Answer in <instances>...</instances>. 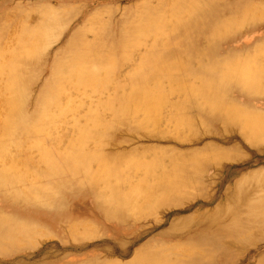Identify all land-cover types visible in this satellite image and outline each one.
I'll use <instances>...</instances> for the list:
<instances>
[{"label": "bare ground", "instance_id": "bare-ground-1", "mask_svg": "<svg viewBox=\"0 0 264 264\" xmlns=\"http://www.w3.org/2000/svg\"><path fill=\"white\" fill-rule=\"evenodd\" d=\"M40 1L0 15V206L10 213L0 212L1 247L16 248L35 224L72 238L89 229L91 217L124 229L145 209L178 202L187 194V174L240 149L239 141L264 152V35L241 37L263 18L251 3L167 0L131 12L93 2ZM237 42L241 46L232 44ZM162 121L175 131H159ZM197 124L205 129L193 138L178 135ZM118 127L138 139L172 134L189 148L128 149L134 137L114 138ZM34 145L37 154L28 150ZM249 163L264 165V154ZM235 187L224 206L191 223L197 244L187 247L182 216L155 226V236L129 260L105 256L126 257L125 243L136 244L148 229L110 231L100 248L104 256L76 264H187L208 245L221 256L232 247L243 250L242 231L252 222L264 225V170L239 178ZM76 196L88 197L87 203H73ZM44 254L40 261L24 255L14 263L59 264L70 257L47 263L54 252ZM255 256L249 252L236 264ZM256 262L264 264V252Z\"/></svg>", "mask_w": 264, "mask_h": 264}, {"label": "rangeland", "instance_id": "rangeland-1", "mask_svg": "<svg viewBox=\"0 0 264 264\" xmlns=\"http://www.w3.org/2000/svg\"><path fill=\"white\" fill-rule=\"evenodd\" d=\"M163 1L167 0H72L73 4H82L83 2H93L95 7L105 5L115 7H125L128 8L131 12L141 11L146 8V6L155 7L157 5H161ZM169 1V0H168ZM99 2L97 5L96 3ZM229 2H249L248 6L256 8V12L263 14V18L257 20L253 27L246 26L245 30L242 31L241 37L247 36L249 33L255 36H263L264 33L259 32L263 29L264 26V0H229ZM40 0H0V15L3 12L12 11L15 7L19 9H29L31 7H36L41 5ZM148 4V5H147ZM93 7V6H92ZM94 8V7H93ZM15 11V10H14ZM248 17L249 14L245 15ZM252 24V23H251ZM250 24V25H251ZM249 27V28H248ZM239 38V36L237 37ZM246 38V37H245ZM247 40V39H246ZM243 41V40H241ZM254 41L251 39L247 42L246 45H252ZM235 46H241L240 42L232 43ZM44 74V73H43ZM102 112H105L103 110ZM168 122H163L162 124L156 126L159 131L169 132L175 131L172 130V127ZM205 127L202 125H194L191 128H187L183 131H180L178 135L185 137V139L189 140L194 137V135L201 133ZM144 130H139L137 134L142 133ZM114 138H118L120 135L129 136L127 139H131L134 137L136 132L130 131L126 129V127H121L116 129ZM228 134V133H226ZM131 136V137H130ZM137 136V135H136ZM166 138H162L159 140L154 139H138L134 137L131 139L130 148H135L140 150L143 146L149 145H173L181 150L187 149V140L183 142H178L172 134H166ZM232 138V137H231ZM233 139V138H232ZM214 144L221 146V141H217V139L212 138ZM35 141V140H34ZM158 146V145H157ZM200 146V145H199ZM240 149L236 151H230L224 156H218L211 158L208 169L199 172H190L187 174V186L185 187V191L187 194H182L179 196L178 202H171L168 205H163L164 207H168L167 210L164 207L153 206V208L145 209V215L136 219L134 225H126L123 224L124 229L117 225L114 221L106 220V223H98L93 221L92 217L89 218V229L84 232V234L77 231V234L70 237H63L59 233L55 232V229L47 226H39L35 224V231L28 237L23 236L20 241H17V246L14 249H10L12 245L9 247H1L0 246V264H15L14 259L17 257H22L24 255L31 256L32 258H36L39 261L45 258V250L50 249L53 250L54 256L46 259L47 263L52 260H56L60 256L69 255L66 260L59 264H76L84 261L89 256H104L102 251L100 250L102 242L107 241L108 233L111 231L112 233L118 234V232L130 233L138 230V229H148V234L143 239L137 241L136 244L125 243V249H128V255L126 257H120L117 253L110 254L109 256H105L110 259H119L121 261L129 260L130 256L133 254V251L141 246L142 243L146 242V240H151L152 237L155 236L157 229L155 226H160L164 221H170L171 219H176L178 217H187V247L189 245L197 244L196 241L190 237V230L192 229L191 223L195 221L202 213L211 214L216 206H224L226 204L227 197L235 192L237 189L236 183L239 178L243 176H247L254 171L264 170V165L261 163H257L252 165L249 161L257 156H261L264 152H258L254 149V147H249L245 143L239 141ZM125 149V150H128ZM186 149V150H187ZM27 150V148H26ZM28 150L33 154H37V146H28ZM21 156L20 152L15 154V157L19 158ZM208 162V161H207ZM68 190L63 193L65 196H72L71 193H67ZM75 204L87 203L88 197L81 198L76 196L72 198ZM156 210V212H154ZM0 212L4 215H9L8 208L0 206ZM41 215V214H40ZM43 215V214H42ZM35 220L38 221L40 225H42V221L38 220V216L32 214ZM44 216V215H43ZM45 217V216H44ZM42 219V218H41ZM160 220L156 222V220ZM44 220V219H42ZM41 221V222H39ZM44 222V221H43ZM249 228L242 231L243 240H247L243 244L244 249L239 250L238 247H232L231 254L226 256H221L216 252L215 249L212 250L210 248L211 245L207 246V251L203 256H199L197 259L189 260L187 264H236V259L240 257H245L249 252L256 251L255 258L249 264H256L258 256L264 252V225H256L255 222L249 224ZM104 227L107 231L104 233L101 228ZM162 228H166L167 225L163 224ZM108 228V229H107ZM128 231V232H127ZM79 232V233H78ZM110 232V233H111ZM232 235L222 236L227 240L231 238ZM114 240L116 241L117 238ZM171 242H177L182 245V243L186 242L184 239H174ZM186 244V243H185ZM8 246V243H7ZM8 249V250H7ZM49 260V261H48ZM44 261V260H43ZM42 261V263H43ZM45 262V261H44ZM53 264V263H52ZM56 264V263H55Z\"/></svg>", "mask_w": 264, "mask_h": 264}]
</instances>
